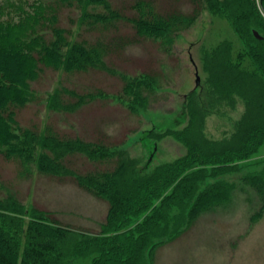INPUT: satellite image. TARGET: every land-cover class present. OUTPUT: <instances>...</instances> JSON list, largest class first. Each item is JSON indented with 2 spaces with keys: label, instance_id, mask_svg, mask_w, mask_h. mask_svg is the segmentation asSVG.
<instances>
[{
  "label": "rangeland",
  "instance_id": "obj_1",
  "mask_svg": "<svg viewBox=\"0 0 264 264\" xmlns=\"http://www.w3.org/2000/svg\"><path fill=\"white\" fill-rule=\"evenodd\" d=\"M34 1L20 0V8L33 13ZM40 1L45 16L56 14L57 25L69 33L70 43L101 40L108 47L97 66L88 64L73 72L43 67L31 84L32 101L17 110L16 120L22 127L49 131L62 141L79 138L93 145L101 143L113 153L93 159L87 150L65 154L62 147L61 151L43 148L56 159L64 154L67 174L39 173L33 163L27 175L19 163L0 157L3 194H13L26 207L20 216L23 231L30 208L72 228L70 242L78 238L77 232L97 233L106 223L109 205L79 186L82 181L77 176L120 171L123 166L126 191L132 188L134 176H148L187 157V142L215 151L236 145L243 131L264 123L260 0H107L119 15L107 27H92L94 19L84 16L105 13L89 0H71L68 6ZM139 1L149 3L159 14L197 12L198 16L163 47L160 39L136 38L129 19L137 16L134 6ZM252 31L263 38V44L254 40ZM36 152L37 158L41 148ZM247 177L261 179L262 184L244 182ZM220 181L232 188L228 199L184 224L177 237L157 241L150 255L143 256L144 264H264V141L246 159L207 178L200 187ZM172 187L152 206H159ZM167 213V223L158 224L166 234L174 230L179 217L176 208ZM142 220H130L128 229L135 230ZM23 248L24 234L20 256ZM79 264L89 262L85 259Z\"/></svg>",
  "mask_w": 264,
  "mask_h": 264
},
{
  "label": "trees",
  "instance_id": "obj_2",
  "mask_svg": "<svg viewBox=\"0 0 264 264\" xmlns=\"http://www.w3.org/2000/svg\"><path fill=\"white\" fill-rule=\"evenodd\" d=\"M54 1L59 6L71 5V0ZM89 1L107 13H84L94 19L92 27H107L119 17L110 9L107 0ZM19 3L20 0H0V157L19 163L27 175L33 163L39 173L57 170L67 174L64 154L56 159L43 148H58L57 151L64 148L65 154L87 150L89 158L93 159L104 158L108 152H113L101 143L93 145L79 138L62 141L49 131L38 133L22 127L16 120V112L32 101L31 84L38 79L43 67L73 72L88 64L100 65L108 45L101 40L92 44L83 40L70 43L69 33L57 25L54 12L44 18L40 0L34 1L35 10L30 14L25 13ZM259 6L264 16V0L259 1ZM134 7L137 16L129 21L135 28L136 38L160 39L163 47L172 42L173 35L185 31L198 16L197 12L192 15L159 14L149 3L140 1ZM12 12L15 16L11 15ZM42 25L49 29L51 38H47ZM254 40L263 44V38L256 40L254 37ZM65 50L67 52L63 55ZM263 128L264 123L253 124L238 136L236 145L215 151H203L198 144L187 142L190 149L187 157L161 166L148 176H134L132 188L126 191L127 174L123 173V166L119 167L120 171L112 169L86 177L77 176L82 181L79 186L107 201L109 210L100 231L77 232L78 238L73 242H70L74 233L72 228L56 223L49 213L35 209H27L30 219L23 231L20 216L25 204L13 194H3L0 182V264H79L85 259L89 264H144L143 256L150 255L157 241L171 235L177 237L184 224H191L202 212L228 199L232 188L227 183L215 182L203 188L200 185L209 177L229 171L233 163L255 152L264 141ZM39 147L42 153L36 158ZM247 181L252 185L261 183V179L251 177L244 180ZM169 187H172L171 192L161 199L159 206L153 207V200L160 198ZM172 208L178 211L179 217L175 218L178 224L175 222L174 230L166 234L158 224H162L161 221L167 223V209ZM141 217L143 222L136 224L135 230L128 229L130 220ZM23 234L24 248L20 256Z\"/></svg>",
  "mask_w": 264,
  "mask_h": 264
},
{
  "label": "water",
  "instance_id": "obj_3",
  "mask_svg": "<svg viewBox=\"0 0 264 264\" xmlns=\"http://www.w3.org/2000/svg\"><path fill=\"white\" fill-rule=\"evenodd\" d=\"M253 35L256 39L258 40H262V37L256 32V31H253ZM198 81V80H197Z\"/></svg>",
  "mask_w": 264,
  "mask_h": 264
}]
</instances>
